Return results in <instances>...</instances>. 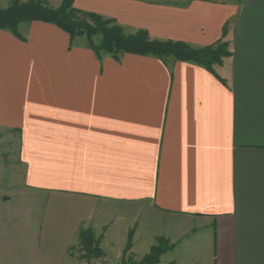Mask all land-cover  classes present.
<instances>
[{
    "label": "crops",
    "instance_id": "1",
    "mask_svg": "<svg viewBox=\"0 0 264 264\" xmlns=\"http://www.w3.org/2000/svg\"><path fill=\"white\" fill-rule=\"evenodd\" d=\"M72 4L230 54L208 71L99 59L51 23L0 30V134L17 135L25 185L46 197L33 264H63L81 226L106 243L124 216L132 254L163 238L166 263L264 264V0Z\"/></svg>",
    "mask_w": 264,
    "mask_h": 264
},
{
    "label": "trees",
    "instance_id": "2",
    "mask_svg": "<svg viewBox=\"0 0 264 264\" xmlns=\"http://www.w3.org/2000/svg\"><path fill=\"white\" fill-rule=\"evenodd\" d=\"M46 0H12L8 6L0 8V30H7L14 36L21 38L17 31L22 23L34 21L51 23L56 25L69 36L70 45L77 37H85L87 44L93 53L101 59L108 55L114 60H119L123 54L150 55L160 59L171 57L175 61L194 62L208 71L213 66L221 64L222 59L230 54L227 42L217 40L215 43L195 48L183 41L157 40L149 38L145 30L127 34L112 18H106L94 12L83 11L73 6L74 0H63L56 9L49 8ZM99 35V43L93 42V37ZM128 241L123 249L121 262L118 264H160L159 257L169 250L170 246L161 238L149 254L140 261L125 259V253L131 247V231ZM99 238L95 239L92 230L84 226L79 227L76 234V243L94 257L103 255L97 247ZM166 247H162V243ZM71 249V248H70Z\"/></svg>",
    "mask_w": 264,
    "mask_h": 264
},
{
    "label": "rangeland",
    "instance_id": "3",
    "mask_svg": "<svg viewBox=\"0 0 264 264\" xmlns=\"http://www.w3.org/2000/svg\"><path fill=\"white\" fill-rule=\"evenodd\" d=\"M12 0H0V8L8 6ZM22 2L27 0H20ZM162 1V0H159ZM242 1V0H240ZM47 6L51 9L58 8L63 0H46ZM126 33V32H125ZM128 34V33H127ZM99 35L93 37L95 44L99 43ZM85 37H79L78 41L86 42ZM11 140L9 133L0 134V264H33L32 254L39 238L42 227L46 197L37 195L25 185L23 173L24 168L18 161L17 135L14 134ZM127 217L114 225L115 231L111 239L102 244L100 237L92 232L95 239H98L97 247L103 255L94 257L89 254L82 245L75 244L68 250V257L63 264H118L121 262L123 249L127 241ZM158 244V242L156 243ZM162 247H166L163 242ZM130 250V249H129ZM149 252L148 246L140 252L131 253L126 251L125 259L140 261L145 253ZM176 257H184L179 253ZM170 254L162 256L160 264L166 263ZM177 257V258H178ZM181 261L188 260V256L180 258ZM186 260V261H187ZM188 262V261H187ZM186 262V263H187ZM195 264H204L198 262Z\"/></svg>",
    "mask_w": 264,
    "mask_h": 264
}]
</instances>
